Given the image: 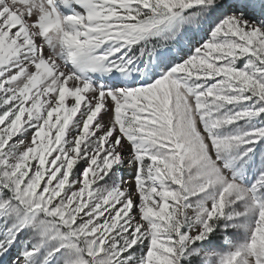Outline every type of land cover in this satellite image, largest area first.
I'll use <instances>...</instances> for the list:
<instances>
[{
    "label": "snow or ice",
    "instance_id": "snow-or-ice-1",
    "mask_svg": "<svg viewBox=\"0 0 264 264\" xmlns=\"http://www.w3.org/2000/svg\"><path fill=\"white\" fill-rule=\"evenodd\" d=\"M0 264H264V0H0Z\"/></svg>",
    "mask_w": 264,
    "mask_h": 264
}]
</instances>
